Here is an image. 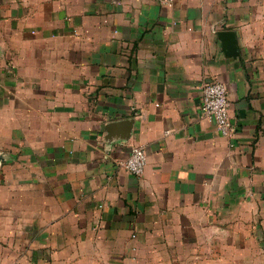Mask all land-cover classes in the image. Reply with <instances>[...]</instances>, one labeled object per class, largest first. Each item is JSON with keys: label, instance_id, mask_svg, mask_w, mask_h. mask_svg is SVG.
<instances>
[{"label": "crops", "instance_id": "obj_1", "mask_svg": "<svg viewBox=\"0 0 264 264\" xmlns=\"http://www.w3.org/2000/svg\"><path fill=\"white\" fill-rule=\"evenodd\" d=\"M162 1L0 0V264H264V0Z\"/></svg>", "mask_w": 264, "mask_h": 264}, {"label": "built area", "instance_id": "obj_2", "mask_svg": "<svg viewBox=\"0 0 264 264\" xmlns=\"http://www.w3.org/2000/svg\"><path fill=\"white\" fill-rule=\"evenodd\" d=\"M162 2L170 3L171 0H163ZM230 107L228 91L224 84L218 81L204 84L200 106L202 117L214 123L218 132L226 137L232 132ZM146 164L145 150L141 147H134L124 167L131 175L141 177L144 174Z\"/></svg>", "mask_w": 264, "mask_h": 264}, {"label": "water", "instance_id": "obj_3", "mask_svg": "<svg viewBox=\"0 0 264 264\" xmlns=\"http://www.w3.org/2000/svg\"><path fill=\"white\" fill-rule=\"evenodd\" d=\"M217 36L222 42L225 55L235 57L238 53L235 34L229 31H220Z\"/></svg>", "mask_w": 264, "mask_h": 264}]
</instances>
